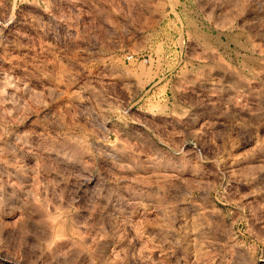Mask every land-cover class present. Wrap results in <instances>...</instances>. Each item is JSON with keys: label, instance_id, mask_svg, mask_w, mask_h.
Wrapping results in <instances>:
<instances>
[{"label": "rangeland", "instance_id": "obj_1", "mask_svg": "<svg viewBox=\"0 0 264 264\" xmlns=\"http://www.w3.org/2000/svg\"><path fill=\"white\" fill-rule=\"evenodd\" d=\"M0 264H264V0H0Z\"/></svg>", "mask_w": 264, "mask_h": 264}, {"label": "bare ground", "instance_id": "obj_2", "mask_svg": "<svg viewBox=\"0 0 264 264\" xmlns=\"http://www.w3.org/2000/svg\"><path fill=\"white\" fill-rule=\"evenodd\" d=\"M3 23V22H2ZM194 220V219H193ZM194 222V221H193ZM197 224V223H196ZM190 233V232H189ZM191 234H193V233H191Z\"/></svg>", "mask_w": 264, "mask_h": 264}]
</instances>
